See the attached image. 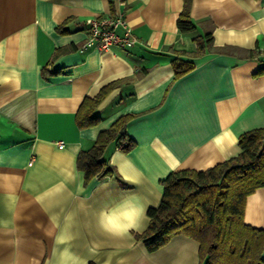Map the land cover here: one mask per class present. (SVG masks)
Wrapping results in <instances>:
<instances>
[{
  "label": "crops",
  "instance_id": "0c3cea01",
  "mask_svg": "<svg viewBox=\"0 0 264 264\" xmlns=\"http://www.w3.org/2000/svg\"><path fill=\"white\" fill-rule=\"evenodd\" d=\"M182 4L0 0V264H198V242L185 235L148 252L135 234L161 199V179L236 156L238 136L264 127V73L255 75L264 0H192L189 34L176 27ZM119 13L134 45L82 48L85 19ZM209 28L218 51L181 54ZM174 58L193 69L175 78ZM113 81L93 112L98 122L79 128L82 99ZM125 114L135 146L109 143L103 157L114 174L84 183L78 152ZM243 220L264 228V187L247 196Z\"/></svg>",
  "mask_w": 264,
  "mask_h": 264
},
{
  "label": "trees",
  "instance_id": "16d2710c",
  "mask_svg": "<svg viewBox=\"0 0 264 264\" xmlns=\"http://www.w3.org/2000/svg\"><path fill=\"white\" fill-rule=\"evenodd\" d=\"M191 1L183 0L177 16L176 27L180 33L195 31L190 16ZM192 40L195 49L181 54L197 58L205 50L218 51L213 47L211 28L206 29L203 36H193ZM255 54V50H247L244 55L251 58ZM171 63L175 78L194 67L193 61L180 58L172 59ZM145 72L146 69H142L138 76ZM262 73L264 68L258 69L255 75ZM117 83H108L95 96L82 99L74 115L79 128L98 122L99 117L93 112ZM130 118L131 115H121L97 134L89 149L78 152L75 166L83 172L84 183L114 174V169L103 157L109 143L113 142L125 152L135 146V141L126 132ZM238 146L240 152L236 156L208 169L171 171L160 180L161 199L156 206L147 208V227L142 233L135 234L148 252L182 234L198 242V264H264V228L253 227L243 220L247 196L264 187V127L242 132L238 136Z\"/></svg>",
  "mask_w": 264,
  "mask_h": 264
},
{
  "label": "built area",
  "instance_id": "2783aa9c",
  "mask_svg": "<svg viewBox=\"0 0 264 264\" xmlns=\"http://www.w3.org/2000/svg\"><path fill=\"white\" fill-rule=\"evenodd\" d=\"M122 1V0H119ZM88 36L82 48L98 47L101 50H109L113 45L132 46L138 39L133 34L130 25L123 13L117 15H97L85 19ZM122 29L123 34H118L117 30ZM264 55V52H259ZM59 148L63 147V142H57Z\"/></svg>",
  "mask_w": 264,
  "mask_h": 264
}]
</instances>
